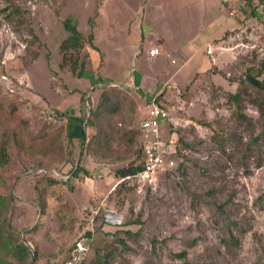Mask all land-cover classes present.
<instances>
[{
    "label": "rangeland",
    "instance_id": "1",
    "mask_svg": "<svg viewBox=\"0 0 264 264\" xmlns=\"http://www.w3.org/2000/svg\"><path fill=\"white\" fill-rule=\"evenodd\" d=\"M13 4L19 13L0 0V99L5 106L18 104L5 126L20 130L27 141L44 125L42 111L59 110L62 123H45V128H64L61 141L71 152L62 165L58 158L32 160L18 150L4 173L5 184L0 182V195L14 198L13 226L36 250L33 264H64L69 248L91 227L84 264H264V115L249 99L264 98V92L249 88L251 97H242L240 113L227 98L244 87L248 68L257 70L264 58V10L238 20L210 50V45L205 49V44L184 41L220 21H226L220 34L235 26L223 0ZM65 18L84 36L81 76L59 64ZM151 48L159 53L149 55ZM30 50L37 57L31 59ZM102 82L123 91V110L112 118L116 127H140L151 99L159 97L167 120L156 132L141 130L137 140L156 137L175 166L149 180L121 181L113 169L132 160V150L121 160L83 154L91 175L80 171L72 189L61 182L51 186L40 216L31 186L43 173L70 177L67 171L81 157V131L85 142L94 133L84 121ZM112 146L123 153L127 147L121 142ZM97 208L103 213L94 223L89 215ZM122 217L140 223L121 225Z\"/></svg>",
    "mask_w": 264,
    "mask_h": 264
},
{
    "label": "trees",
    "instance_id": "2",
    "mask_svg": "<svg viewBox=\"0 0 264 264\" xmlns=\"http://www.w3.org/2000/svg\"><path fill=\"white\" fill-rule=\"evenodd\" d=\"M7 4L11 7L12 11L19 13V8L13 4V0H6ZM56 1V0H54ZM65 1V0H63ZM224 3V2H223ZM225 5V3H224ZM63 27L67 32V35L60 41L58 50L60 54V67H66L71 73L78 76L85 74V59L80 57L81 49L84 46V36L78 30L75 23L68 18L63 20ZM92 34H89V42L92 40ZM94 48L95 46L91 44ZM29 55L31 59L37 57L38 52L30 50ZM23 59V65L27 64L25 56ZM260 66L254 70L248 68V73L244 77V87H241L236 92H228V100L236 104L237 111H241V102L243 96L251 97L249 88H253L256 92H264V76L262 79H257L259 75L264 72V58L259 61ZM101 81V80H99ZM247 81V83H245ZM99 94L97 101L94 105L89 106V116L84 121L86 127L94 129V133L89 137L88 141L85 142V130L81 131L80 141L82 144V150L77 160L73 162L71 170H68L66 174L70 175L65 180H60L56 176L41 174L39 178L31 186V192L34 195V202L40 209V216L45 214L47 207V194L49 188L55 183L61 182L67 184L72 189L74 179L78 177L80 171L90 176L91 171L84 167L82 163V155H93L99 158L108 160H121L125 157L127 150L134 152L135 156L127 164L117 166L113 169V175L116 180H125L126 176H132L140 172L144 168L143 161V143L144 140L138 141V135L141 133V129L138 125H134L133 128L116 127L113 123V117L121 114L124 107V95L123 91L117 86L109 85L106 83L99 84ZM156 98V102H158ZM251 101L258 105V109L261 114L264 115V98H249ZM159 103V104H158ZM157 104L163 108V105L158 102ZM17 102L10 101L6 106L0 99V182L5 184L6 176L4 173L8 171L11 165L14 164V155L16 152L21 151L34 160L36 157L45 158L51 156L52 159L58 158L60 163L66 164L71 160V152L66 151L61 141V137L64 132V128L58 130H46L45 123L42 126L39 133L30 138L29 140L23 139V134L17 128L5 126L8 119L13 118L17 110ZM55 113L63 117V114L59 110H55ZM148 113V110H147ZM148 115V114H147ZM85 117V116H84ZM147 117V116H146ZM146 117L139 120V124ZM84 120V119H82ZM20 126H25L27 121L25 119H19ZM161 125V124H160ZM121 142L127 147L124 149V153L112 146V143ZM139 143L137 149L133 150V144ZM37 166L43 167L42 161H38ZM77 164L79 166H77ZM28 168H24L27 170ZM57 170L61 171L60 168ZM42 183V184H41ZM102 200V199H101ZM100 200V201H101ZM14 208V198L11 193L8 196L0 195V264H33L36 259V250L33 246L27 245L19 235L18 230L13 226L11 222V213ZM100 208V207H99ZM97 210L90 213V218L96 223L98 217L102 218V210ZM125 220L122 217L121 225L124 223H140L139 218H132ZM94 230L91 227L86 229L83 233V243L87 247L92 239ZM78 241V240H77ZM70 250L72 249L69 248ZM70 250L64 259V264L69 258ZM80 264H84L83 261Z\"/></svg>",
    "mask_w": 264,
    "mask_h": 264
},
{
    "label": "built area",
    "instance_id": "3",
    "mask_svg": "<svg viewBox=\"0 0 264 264\" xmlns=\"http://www.w3.org/2000/svg\"><path fill=\"white\" fill-rule=\"evenodd\" d=\"M223 2L227 8V15L231 18H240L241 20L251 11L264 10V0H223ZM158 53L157 48H151L149 50V55L151 56H155ZM147 114V117L140 122V129L147 132H156L160 123L166 121L168 118L167 111L156 103L155 97L151 99ZM41 116L48 124L59 125L62 123V117L58 116L53 109L47 112L42 111ZM143 161L144 168L137 174L126 176V178L136 177L140 180H149L165 167L175 166L174 159L165 156V152L161 148V143L156 137L144 140ZM86 250L87 247L82 240L74 242L69 253V258L65 264H80L84 260Z\"/></svg>",
    "mask_w": 264,
    "mask_h": 264
},
{
    "label": "crops",
    "instance_id": "4",
    "mask_svg": "<svg viewBox=\"0 0 264 264\" xmlns=\"http://www.w3.org/2000/svg\"><path fill=\"white\" fill-rule=\"evenodd\" d=\"M157 1L158 0H152V2H157ZM257 11L258 10H254L255 13H258ZM238 20L241 21V19H237L236 20V18H234V25L235 26H232L230 28L225 29L222 34H220L221 33L220 32V28H221V26H225V24H226L225 20L224 21H220L218 24L215 23L214 25L212 24V25L208 26L207 29L204 32H202V33H194V35H192V39L191 38L187 39V40L184 41V43L186 42V44H187V43H192V42L193 43L199 42L200 45L205 44V49L207 48L208 45H210L209 46L210 50H212V48L214 47V42L215 41H217L222 36H224V34H226L227 31H230L231 29H234V27H236L237 24L238 25L240 24V21L238 22ZM190 52H189V54H190ZM208 53H211V51L208 52ZM211 57H212V55H211ZM212 59H213V57H212ZM205 72H209V71H205ZM198 74H200V73H198ZM211 79H213V78L211 77Z\"/></svg>",
    "mask_w": 264,
    "mask_h": 264
}]
</instances>
